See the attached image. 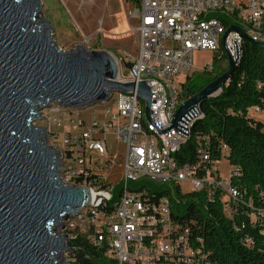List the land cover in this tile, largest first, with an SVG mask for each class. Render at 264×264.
Masks as SVG:
<instances>
[{
    "label": "built area",
    "instance_id": "1",
    "mask_svg": "<svg viewBox=\"0 0 264 264\" xmlns=\"http://www.w3.org/2000/svg\"><path fill=\"white\" fill-rule=\"evenodd\" d=\"M134 15L138 54L129 65L118 64L117 79L149 85L152 121L137 88L117 91L102 103L99 116L71 120L60 142L50 144L61 153L63 180L91 192L89 204L63 222L62 233L70 237L66 245L73 247L64 253L65 264H74L78 241L103 249L104 264H216L203 238L175 217L171 191L157 196L153 187L174 184L180 192L203 190L208 197L221 190L224 211L232 215L239 195L231 183L235 169L230 165L224 178L219 161L200 173L209 159L202 148L196 164L177 157L193 124L204 116L200 106L179 127L172 123L185 101L180 97L182 83L196 68V51L215 53L223 47L236 58L247 40L238 30L223 40L231 26L244 30L254 42H264V0H141ZM56 106L55 110L62 108ZM254 111L263 114L259 108ZM110 135L125 147L123 176L116 183L107 182L93 168L97 158L108 157ZM185 183L188 191L182 189Z\"/></svg>",
    "mask_w": 264,
    "mask_h": 264
},
{
    "label": "water",
    "instance_id": "2",
    "mask_svg": "<svg viewBox=\"0 0 264 264\" xmlns=\"http://www.w3.org/2000/svg\"><path fill=\"white\" fill-rule=\"evenodd\" d=\"M42 0H0V264H65L63 223L89 204L91 192L63 180L60 152L36 122L52 103L85 109L135 88L152 121L151 88L123 83L107 50L59 47L42 12ZM244 30L231 26L224 34ZM229 67L177 109L172 127L202 100L218 94L237 68L240 52L227 53Z\"/></svg>",
    "mask_w": 264,
    "mask_h": 264
},
{
    "label": "trees",
    "instance_id": "3",
    "mask_svg": "<svg viewBox=\"0 0 264 264\" xmlns=\"http://www.w3.org/2000/svg\"><path fill=\"white\" fill-rule=\"evenodd\" d=\"M129 1L134 9L141 6V0ZM228 67L227 52L221 47L214 53L211 67L186 77L181 100L202 90ZM256 108L264 114V47L245 41L229 83L201 101L204 116L195 121L190 138L177 154L182 163L193 165L202 148L209 159L199 168L200 173L223 158L235 169L231 183L239 195L231 216L224 211L221 190L211 197L203 190H177L172 197L175 217L184 219V225L203 238L210 260L216 264H264V120L253 116ZM120 188L119 183L116 190ZM153 189L157 196L169 194L161 185ZM78 245L74 264H104L103 249L82 241Z\"/></svg>",
    "mask_w": 264,
    "mask_h": 264
},
{
    "label": "rangeland",
    "instance_id": "4",
    "mask_svg": "<svg viewBox=\"0 0 264 264\" xmlns=\"http://www.w3.org/2000/svg\"><path fill=\"white\" fill-rule=\"evenodd\" d=\"M42 12L53 28L52 33L60 48L69 50L84 45L88 50H107L118 64L131 62L138 54L139 34L135 9L129 0H42ZM214 52L198 50L195 53V71L204 70L206 63L212 61ZM124 65L127 66L126 63ZM126 73V72H125ZM55 103L41 110L42 119L36 123L49 134V144L63 137L66 126L71 120H91L99 116L104 108L96 104L85 109L62 107ZM253 116L262 119L263 114L252 111ZM63 122L62 126L59 122ZM51 135V136H50ZM109 155L99 157L93 168L107 182L116 183L123 176V153L125 150L119 140L109 136ZM222 177L230 174V163L223 159L219 163ZM145 180H141L143 184ZM176 194L174 184L161 185ZM182 189L188 191L190 186L183 184Z\"/></svg>",
    "mask_w": 264,
    "mask_h": 264
},
{
    "label": "flooded vegetation",
    "instance_id": "5",
    "mask_svg": "<svg viewBox=\"0 0 264 264\" xmlns=\"http://www.w3.org/2000/svg\"><path fill=\"white\" fill-rule=\"evenodd\" d=\"M49 135V134H48ZM51 136V135H50Z\"/></svg>",
    "mask_w": 264,
    "mask_h": 264
}]
</instances>
